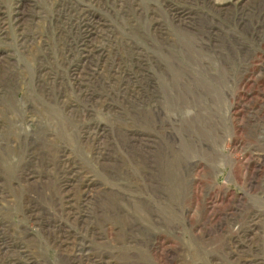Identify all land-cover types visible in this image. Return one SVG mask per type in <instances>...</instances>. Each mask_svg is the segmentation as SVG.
<instances>
[{
    "label": "rangeland",
    "instance_id": "1",
    "mask_svg": "<svg viewBox=\"0 0 264 264\" xmlns=\"http://www.w3.org/2000/svg\"><path fill=\"white\" fill-rule=\"evenodd\" d=\"M0 264H264V0H0Z\"/></svg>",
    "mask_w": 264,
    "mask_h": 264
}]
</instances>
